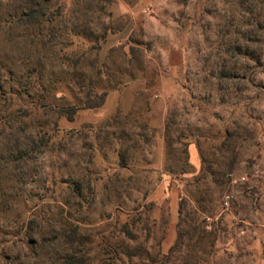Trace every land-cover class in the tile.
<instances>
[{"label": "rangeland", "instance_id": "rangeland-1", "mask_svg": "<svg viewBox=\"0 0 264 264\" xmlns=\"http://www.w3.org/2000/svg\"><path fill=\"white\" fill-rule=\"evenodd\" d=\"M0 264H264V0H0Z\"/></svg>", "mask_w": 264, "mask_h": 264}, {"label": "trees", "instance_id": "trees-1", "mask_svg": "<svg viewBox=\"0 0 264 264\" xmlns=\"http://www.w3.org/2000/svg\"><path fill=\"white\" fill-rule=\"evenodd\" d=\"M30 15H32V14H29L28 15V17H30ZM26 17V16H25ZM48 21V20H47ZM48 22H51V21H48ZM51 30L52 31H56L54 28H51ZM50 31V30H49ZM105 34L106 33H103L101 36H99V37H97L96 38V41L97 40H99V39H104L105 38ZM52 35V37H54L55 36V34H49L48 36H51ZM98 44H96L94 47L95 48H97L98 46H97ZM82 84H80V87H82L81 86ZM106 95H107V93L106 92H103L99 97H98V101L97 102H87L86 103V105H85V108L86 109H96V108H99V107H101L103 104H104V101H105V98H106ZM58 100V99H57ZM77 108L76 107H70V108H67L66 109V114H65V116L67 117V119L69 120V121H73L74 120V118H75V116H76V113H77ZM152 263H154L153 261H152Z\"/></svg>", "mask_w": 264, "mask_h": 264}, {"label": "crops", "instance_id": "crops-1", "mask_svg": "<svg viewBox=\"0 0 264 264\" xmlns=\"http://www.w3.org/2000/svg\"><path fill=\"white\" fill-rule=\"evenodd\" d=\"M190 149H191V151H193V154H192L193 155V163L192 164L195 165L197 162V151L194 147H191Z\"/></svg>", "mask_w": 264, "mask_h": 264}, {"label": "built area", "instance_id": "built-area-1", "mask_svg": "<svg viewBox=\"0 0 264 264\" xmlns=\"http://www.w3.org/2000/svg\"><path fill=\"white\" fill-rule=\"evenodd\" d=\"M228 200H229V197H226V198H225V202H224L225 205H228V203H229Z\"/></svg>", "mask_w": 264, "mask_h": 264}]
</instances>
